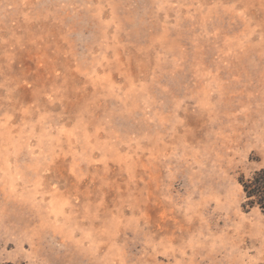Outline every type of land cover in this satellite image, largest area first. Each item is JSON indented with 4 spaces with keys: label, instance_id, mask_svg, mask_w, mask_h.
<instances>
[{
    "label": "rangeland",
    "instance_id": "374dc122",
    "mask_svg": "<svg viewBox=\"0 0 264 264\" xmlns=\"http://www.w3.org/2000/svg\"><path fill=\"white\" fill-rule=\"evenodd\" d=\"M264 0H0V264H264Z\"/></svg>",
    "mask_w": 264,
    "mask_h": 264
},
{
    "label": "trees",
    "instance_id": "16d2710c",
    "mask_svg": "<svg viewBox=\"0 0 264 264\" xmlns=\"http://www.w3.org/2000/svg\"><path fill=\"white\" fill-rule=\"evenodd\" d=\"M247 204L251 207H258L264 212V169L255 173L252 179L240 181Z\"/></svg>",
    "mask_w": 264,
    "mask_h": 264
}]
</instances>
